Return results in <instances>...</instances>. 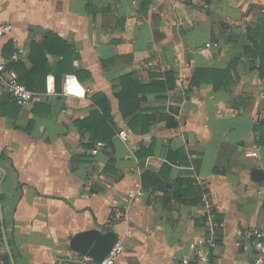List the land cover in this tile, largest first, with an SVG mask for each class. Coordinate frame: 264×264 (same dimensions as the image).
Masks as SVG:
<instances>
[{
	"label": "crops",
	"instance_id": "0c3cea01",
	"mask_svg": "<svg viewBox=\"0 0 264 264\" xmlns=\"http://www.w3.org/2000/svg\"><path fill=\"white\" fill-rule=\"evenodd\" d=\"M143 1L0 0V21L13 25L0 39V61L22 77L33 63L40 65L33 71L39 88L26 106H16L0 84L3 264H96L69 246L74 233L96 227L95 221L123 238L117 264H180L194 255L209 211L221 227L213 264H250L252 229L264 223V178H251L254 167L264 171V143L255 142L254 129L264 120V82L254 68L257 59L244 49L249 0ZM48 31L75 54L59 78L61 87L66 75L71 78L67 104L54 75L43 77L45 66L55 68L61 59L56 47L31 55L32 43L42 44ZM197 67H228L230 82L219 89L190 86ZM165 71L173 73L174 87L146 90L141 105L173 116L178 125L158 120L147 133L133 132L113 83L133 72L146 85L163 80ZM98 92L108 97L119 129L112 138L114 172L105 171L109 156L102 148L81 147L88 134L75 124L95 108L91 96ZM151 142L153 153L138 158L136 149ZM249 144L259 145L256 156L243 154ZM178 147L190 163L164 168L168 149ZM81 153L87 156L73 160ZM145 171L157 175L154 184L144 187L125 217L115 216L113 208L135 182L142 184ZM177 177L193 179L201 204L172 196L169 186ZM163 181L165 189L158 187Z\"/></svg>",
	"mask_w": 264,
	"mask_h": 264
},
{
	"label": "trees",
	"instance_id": "16d2710c",
	"mask_svg": "<svg viewBox=\"0 0 264 264\" xmlns=\"http://www.w3.org/2000/svg\"><path fill=\"white\" fill-rule=\"evenodd\" d=\"M150 0H144L143 3H148ZM208 0H205L204 5H208ZM245 38L247 43L245 45V52L249 53V57L257 59L258 63L254 66L257 69L259 77L264 82V11L257 17L252 24L245 25ZM50 44L56 47V52L61 56L59 63L55 65V68L45 66L43 77L45 73L51 72L54 75L55 90L61 91L62 87L59 84V78L70 68L68 66L70 59L75 56L73 54L72 47L62 39L58 34L53 31H48L43 39L42 44L32 43L31 55L43 54L45 55V49L50 50ZM33 60V59H32ZM46 62V59L43 57ZM106 66V63H102ZM33 69L26 76L22 77L18 75L19 80L28 89L35 90L39 87L36 85L34 80L33 71L40 69V65L33 63ZM17 72V71H16ZM78 75H88L87 71H76ZM18 74V72H17ZM159 76V74H158ZM161 76L163 80L155 79L151 83L143 85L141 84L133 72H126L119 76L116 83H113V87L116 88L114 96L118 100L119 111L124 119H127V125L133 132H139L141 134L147 133L150 126L158 120H164V124L167 127H176L178 121L171 115L166 113L149 112L151 108L142 107L141 102L145 100L143 95L146 90L154 89H172L175 85L173 73L171 71H165ZM27 78V81H26ZM29 80V81H28ZM230 82L229 79V68H215V67H197L190 78V86H196L201 83H209L213 89L225 88ZM142 93V95H139ZM95 108L89 111L86 117L79 118L75 121L77 128L83 133H87V139L81 141L80 145L84 150L92 151L95 149L96 143L99 141L103 144L101 147L104 152L109 156L108 161L105 165V171H115L114 165L115 160L112 157L113 152V136L119 131L118 127L113 121L111 114V104L108 97L101 92L95 93L91 96ZM16 106H19L15 102ZM37 109H34L36 111ZM31 123V122H30ZM31 125V124H30ZM254 129L256 131L255 142L258 144L264 143V120L258 124H255ZM25 130H28L25 128ZM153 153V142L148 147L140 145L135 155L145 157ZM87 156L85 153L75 154L74 158ZM166 162L163 164L164 168H170V164H189L190 161L186 158L182 148H169L165 154ZM71 158V165L73 161ZM157 178L156 174H151L149 171H145L142 176V186H150L151 183L155 182ZM141 182V181H140ZM182 185H186L182 188ZM158 187L165 189L167 186L166 181L161 182ZM172 191V196L178 201L189 204L199 205L202 203V194L196 192L193 187V179L189 177H177L173 180L169 186ZM170 198V197H169ZM165 198V200H169Z\"/></svg>",
	"mask_w": 264,
	"mask_h": 264
},
{
	"label": "built area",
	"instance_id": "2783aa9c",
	"mask_svg": "<svg viewBox=\"0 0 264 264\" xmlns=\"http://www.w3.org/2000/svg\"><path fill=\"white\" fill-rule=\"evenodd\" d=\"M12 29L13 25L11 22L0 21V39L8 35ZM147 64L150 65L151 63L148 62ZM70 80V76L66 75L61 90V95L65 104H67L70 95L68 91ZM0 84L4 85L6 91L19 106H26L32 99L33 92L20 82L17 72L13 68L8 67L3 61H0ZM119 137L123 141H127V135L123 132L119 133ZM102 146L103 144L98 141L95 149L101 148ZM257 153L258 146L256 144H249L243 147V154L246 157L256 156ZM144 195L145 189L141 182H135L133 188L127 193L125 202L121 206L113 208L115 216L125 217L131 203ZM2 224L3 222L0 217V264H3ZM220 230V223L215 219V214L209 211L205 234L197 238L194 242V255L192 257H182L180 259V264H213V257L218 248V235ZM251 246L253 248V257L250 264H264V223L252 229ZM124 251L125 246L123 238L119 236L108 253L96 264H117L118 257L123 254Z\"/></svg>",
	"mask_w": 264,
	"mask_h": 264
},
{
	"label": "water",
	"instance_id": "95a60500",
	"mask_svg": "<svg viewBox=\"0 0 264 264\" xmlns=\"http://www.w3.org/2000/svg\"><path fill=\"white\" fill-rule=\"evenodd\" d=\"M251 178L255 181L262 180L264 171L259 167H254L251 171ZM95 225L96 227L74 233L69 240V246L81 255L100 262L108 253L118 235L111 229L102 230V227L106 225L105 223L95 221Z\"/></svg>",
	"mask_w": 264,
	"mask_h": 264
},
{
	"label": "rangeland",
	"instance_id": "374dc122",
	"mask_svg": "<svg viewBox=\"0 0 264 264\" xmlns=\"http://www.w3.org/2000/svg\"><path fill=\"white\" fill-rule=\"evenodd\" d=\"M245 9L247 11L246 16L248 19L245 23L252 24L262 11H264V0H249V2L245 5ZM257 146L259 147V145Z\"/></svg>",
	"mask_w": 264,
	"mask_h": 264
},
{
	"label": "clouds",
	"instance_id": "9594fccd",
	"mask_svg": "<svg viewBox=\"0 0 264 264\" xmlns=\"http://www.w3.org/2000/svg\"><path fill=\"white\" fill-rule=\"evenodd\" d=\"M74 87V86H73Z\"/></svg>",
	"mask_w": 264,
	"mask_h": 264
}]
</instances>
